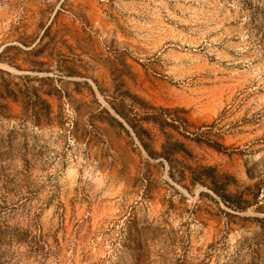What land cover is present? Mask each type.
<instances>
[{
	"label": "rangeland",
	"instance_id": "rangeland-1",
	"mask_svg": "<svg viewBox=\"0 0 264 264\" xmlns=\"http://www.w3.org/2000/svg\"><path fill=\"white\" fill-rule=\"evenodd\" d=\"M245 20L237 0H0L4 77L51 105L47 123L12 101L0 117V264L250 261L236 249L264 238V48ZM175 142L170 175L150 151Z\"/></svg>",
	"mask_w": 264,
	"mask_h": 264
},
{
	"label": "trees",
	"instance_id": "trees-1",
	"mask_svg": "<svg viewBox=\"0 0 264 264\" xmlns=\"http://www.w3.org/2000/svg\"><path fill=\"white\" fill-rule=\"evenodd\" d=\"M239 4V8L242 13L245 15L246 20L245 24L250 32V34H258L259 37L257 41L264 48V0H237ZM46 29L44 30V32ZM43 35L40 37L41 40ZM34 47V46H33ZM33 47L31 49H33ZM10 48H16L13 45H5L0 50V61L8 62L13 65L14 60L12 58H5V53ZM30 49V50H31ZM4 75L10 76V72L0 68V117H8L9 104L7 101L18 102L22 104V121L30 120L33 124H41L47 123L51 120V105L46 98L42 97V94L50 95L48 90H43L41 93H38L37 88L33 85L27 83L28 75H18L17 77L21 80L24 79V83L20 82H12L11 80L4 77ZM51 77H39L38 80H52ZM33 80V79H31ZM114 111L124 119L131 127L134 129L137 135L146 134L149 137V132L147 129L142 126H138L139 130L137 131L136 125L132 122V118H130L126 113L122 112L119 108L113 107ZM129 111L133 112V108H130ZM135 119V116H132ZM144 120L152 121L154 123H158V115L153 112H148L143 116ZM161 123V122H160ZM161 125V124H159ZM162 131V126L159 127ZM144 147H148V144L144 143ZM182 143H164L161 144V150L159 152H151L152 155H157L161 158H164L169 164V173L173 175V166L171 165L170 153L183 151ZM181 147V148H180ZM185 151V150H184ZM210 171H213L214 168L206 167ZM215 174V173H213ZM200 183L210 187L215 193H218L222 201L231 209H242L244 206L240 203V199H235V195L226 191L224 185H218L216 180H212L207 182L203 180L200 176L197 178ZM202 179V180H201ZM262 232H264V223L260 226ZM247 250L248 256L251 258L250 261L245 262L244 264H261L263 261L260 259V253L264 251V238H260L251 242L239 241L237 245V251L242 252L243 250ZM228 263H230L228 261Z\"/></svg>",
	"mask_w": 264,
	"mask_h": 264
}]
</instances>
